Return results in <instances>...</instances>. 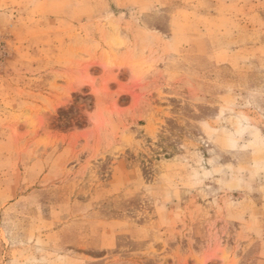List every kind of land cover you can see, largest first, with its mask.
Returning <instances> with one entry per match:
<instances>
[{
    "label": "rangeland",
    "instance_id": "1",
    "mask_svg": "<svg viewBox=\"0 0 264 264\" xmlns=\"http://www.w3.org/2000/svg\"><path fill=\"white\" fill-rule=\"evenodd\" d=\"M0 264H264V0H0Z\"/></svg>",
    "mask_w": 264,
    "mask_h": 264
}]
</instances>
